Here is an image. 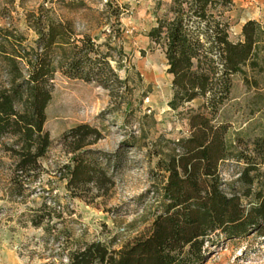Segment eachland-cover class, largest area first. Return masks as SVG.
Here are the masks:
<instances>
[{
  "label": "trees",
  "instance_id": "1",
  "mask_svg": "<svg viewBox=\"0 0 264 264\" xmlns=\"http://www.w3.org/2000/svg\"><path fill=\"white\" fill-rule=\"evenodd\" d=\"M230 3L173 0L168 16L148 33L164 48L173 77L170 106L177 110L203 99L198 109L188 111L190 135L159 160L164 173L149 233L117 249L59 228L66 208L74 211L57 197L43 196L41 203L26 208L25 224L42 228L57 244L58 254L66 257L62 264H202L209 246L252 234L264 237V127L260 135L245 138L241 132L231 138L229 125L216 120L234 77L245 75L246 65H259L264 43V25L256 19L243 24V40L230 39L223 18ZM27 21L36 33L32 43L16 30L0 28V168L8 172L5 193L13 199L25 198L41 181V160L53 143L45 124L56 74L108 89L121 83L110 53L88 34L77 33L72 21L56 17L53 8L42 4ZM259 111L264 122V104ZM101 138L102 132L89 123L62 134L60 142L72 154L60 175L69 197L88 202L114 186L108 166L89 148ZM229 159L244 162L231 192L221 174Z\"/></svg>",
  "mask_w": 264,
  "mask_h": 264
},
{
  "label": "rangeland",
  "instance_id": "2",
  "mask_svg": "<svg viewBox=\"0 0 264 264\" xmlns=\"http://www.w3.org/2000/svg\"><path fill=\"white\" fill-rule=\"evenodd\" d=\"M172 1L0 0V28L16 30L32 43L36 33L28 25V14L42 4L51 7L56 17L72 21L77 33L88 34L102 51L110 53L109 61L121 80L108 89L96 81L56 74L45 124L53 143L41 160V181L25 198L13 199L5 193L8 172L0 168V264L66 262L42 228L25 224L26 208L41 203L43 196L57 197L74 211L66 208L65 224L59 228H71L82 241H102L118 249L149 233L164 173L159 160L190 135L188 111L203 103L198 98L177 110L170 106L173 77L167 72L165 51L148 36L158 19L168 16ZM223 18L229 22L230 39L243 40L242 26L248 19L264 25V0H231ZM257 59V67L246 65V74L234 77L230 98L216 117L229 125L231 138L241 132L245 138L254 137L264 127L259 111L264 104V43ZM82 123L102 132V138L89 148L98 151L115 181L108 193L94 199L90 196L88 202L69 197L66 181L60 178L72 157L60 138ZM243 167L244 162H223L221 174L227 191L231 192L230 184ZM202 264H264V237L252 234L209 246Z\"/></svg>",
  "mask_w": 264,
  "mask_h": 264
}]
</instances>
